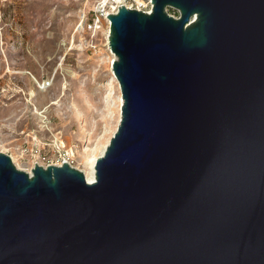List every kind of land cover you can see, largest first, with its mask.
<instances>
[{"label": "water", "instance_id": "water-1", "mask_svg": "<svg viewBox=\"0 0 264 264\" xmlns=\"http://www.w3.org/2000/svg\"><path fill=\"white\" fill-rule=\"evenodd\" d=\"M107 20L117 130L92 184L0 153V264H264V0Z\"/></svg>", "mask_w": 264, "mask_h": 264}, {"label": "rangeland", "instance_id": "rangeland-1", "mask_svg": "<svg viewBox=\"0 0 264 264\" xmlns=\"http://www.w3.org/2000/svg\"><path fill=\"white\" fill-rule=\"evenodd\" d=\"M81 6L78 0H0V153L20 171L45 164L41 150L49 162L85 177L83 157L99 154L119 125L109 28L76 32ZM41 82L50 86L41 91Z\"/></svg>", "mask_w": 264, "mask_h": 264}, {"label": "built area", "instance_id": "built-area-1", "mask_svg": "<svg viewBox=\"0 0 264 264\" xmlns=\"http://www.w3.org/2000/svg\"><path fill=\"white\" fill-rule=\"evenodd\" d=\"M82 5L79 9L77 16V23L75 25V31L78 33L88 32L97 33L103 27V23H106L108 28L110 23L107 20L109 15H115L120 7H124L127 10H134L149 14L152 8V0H78ZM109 35V33H108ZM50 86L49 83L41 82L39 90L44 91ZM38 157H42L41 160L45 164L38 165L43 169L48 166L61 167L63 164L58 162H49L45 156H41V150L36 152ZM59 155H61L59 153ZM34 167L30 168L31 171ZM26 170H24L25 172ZM27 173V172H25ZM28 174V173H27ZM29 175V174H28Z\"/></svg>", "mask_w": 264, "mask_h": 264}, {"label": "bare ground", "instance_id": "bare-ground-1", "mask_svg": "<svg viewBox=\"0 0 264 264\" xmlns=\"http://www.w3.org/2000/svg\"><path fill=\"white\" fill-rule=\"evenodd\" d=\"M112 57H113L112 63H114L115 57H114L113 54H112ZM121 106H122V100H121V96H119V110H118L119 111V113H118L119 117H118V122H119V119H120V108H121ZM107 145H108V143L105 145L104 149L101 150V152L99 154H97V152H96L97 150H96L95 153H93L92 155L90 154V155H86V156L83 157V161L89 167V172H87L85 174V179H86V182L88 184H92L94 182V180H95L94 165H95L97 159L100 158L103 155ZM25 172H27L30 175V171L28 172L26 170Z\"/></svg>", "mask_w": 264, "mask_h": 264}]
</instances>
